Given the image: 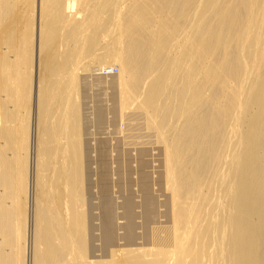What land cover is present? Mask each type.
Masks as SVG:
<instances>
[{"label":"bare ground","instance_id":"bare-ground-1","mask_svg":"<svg viewBox=\"0 0 264 264\" xmlns=\"http://www.w3.org/2000/svg\"><path fill=\"white\" fill-rule=\"evenodd\" d=\"M122 2L104 0L102 6L98 0H40V48L43 39L53 47L37 85L29 263L264 264V0ZM75 5L77 13L85 12L82 19L69 14ZM123 6L127 11L120 16ZM105 7L114 12L117 31L99 56L120 65V111L132 105L143 111L164 144L172 224L165 230L168 236L157 227L147 238L145 224L157 213L154 197L147 194L139 247L133 239L135 203L128 198L125 243L117 245L119 216L107 197L99 229L111 248L96 260L89 232L97 226L88 220L82 189V143L73 100L77 72L85 64L71 50L63 60L64 54H57L60 46L54 45L90 30L88 46L81 42L83 53L96 48L109 27ZM63 31L72 36L64 42ZM29 49H15L10 57L4 49L0 52V264L27 260L31 177L24 167L27 134L19 112L36 87ZM105 65L96 70L112 69Z\"/></svg>","mask_w":264,"mask_h":264},{"label":"rangeland","instance_id":"rangeland-1","mask_svg":"<svg viewBox=\"0 0 264 264\" xmlns=\"http://www.w3.org/2000/svg\"><path fill=\"white\" fill-rule=\"evenodd\" d=\"M99 1L100 4L104 6V4L101 3L104 0H98V2ZM127 1L128 0H124V2H122L123 5H126ZM76 6L77 5L73 6L71 11L70 9H68V12L70 11L69 14L71 13L79 20L84 17L85 12L77 13L78 6ZM39 7L40 0H0V47H3H1L0 52L4 49L3 52H5L8 56H15L17 54L15 49L21 52L22 49H25L26 51V49L28 50V48H31L33 51L29 49L31 50V54L29 51V55H31L32 60H34H31L33 66V69L31 66V70H33L31 72V75H33V77L31 76V79L35 78L34 81H36L35 83L33 82V80L31 81V86L33 87V85L35 84L36 87H34L35 89L31 88V92L33 93H31V96H29L28 99L26 97L24 98V101L26 100V102L23 103V108L20 109L19 112L21 117H24L23 127L27 134V142H25L26 155L24 157V167L27 172L28 170H30L29 177H31L29 178L31 179L29 180V182H31V189H28L31 192L28 191L30 195H28L27 197L31 200L29 199L30 203L27 201L29 203H27V206L29 205L27 209V211L29 210L27 213V217H29L26 219V221L28 220L26 226L28 225L29 228L25 226V230L28 228V232L26 230L25 234V242H27V245L25 244V257L27 258L25 264H30V253H32V230H34V207L32 206L34 205L32 204V170L34 166L33 142H35L33 137L36 136V132L38 131V126H36L38 125V120L36 121V118L39 116L37 105V85L38 80H40V78H42L44 74L43 63L45 61V58L47 55H49L48 51L50 47H53L49 46L48 48V45L50 44H45L43 42V39L41 40L42 48H40V35L44 20L42 19L43 17L41 18ZM73 11H76L77 15H79L80 18L77 17V15H74ZM105 11V16H107V19L109 21V27L104 31L103 35L100 34L102 36L99 37V40L101 38V44H99L96 48L89 50V52H87L86 54L83 53L82 48H85L83 47V45L86 44L84 46H88L87 39L88 32L90 30L86 34L83 33L82 36L83 38L85 37V39H83L79 33H75L78 37H76V35L74 34L75 36H71V38L69 34H66V32L64 33L63 31L64 37L65 34L66 37L64 38V40H62V42L67 40V35L68 38L71 39H68L69 42L67 40V44L55 42L56 46L54 45V47H57V45L60 46V48L57 47L60 50H58L57 54H64L61 55L63 60V57L66 56L67 53L69 54L71 50L75 53L77 52V54H80V60H83L82 62L83 64H85V67L81 66L83 69L80 68L81 71L78 70L77 72L78 74L75 83V90L73 91V100H75L77 105L76 111L79 124L78 128L82 143V189H85L86 199L88 201L86 204V210L90 215L88 220L89 222L91 220L90 223H92L94 226H97V228L93 227L89 232V247L91 246L92 248L91 258L96 260H100L101 255H103L104 253L106 254L108 251H110L111 248L110 246L106 247V245L104 244V236L102 239L100 238L102 231H100L101 229H99V223L102 222L104 226L106 215L105 212L101 211L100 207L102 206V203L105 202L107 197L112 198L114 202V209L116 213L118 212L117 216H119L116 218L117 221L115 220L117 226V245H124L125 243L123 237L126 233L125 224L127 223V220L123 216L125 211L123 208L126 200L132 199L135 203L134 220L136 224V237H133V239H135L139 247H141L140 245L143 240V220L144 218H146V215L143 217V208L141 204L145 201L147 194L154 197L157 208V213L154 221H152L151 224H145L148 226V231H150V235L147 236V238L150 237L151 239V231L153 230L152 228L157 227L162 228H160L161 236H168L169 233L167 234L165 230L170 228L172 224L170 203L171 195L166 188L164 179V144L162 143V141H160V138L158 139V133L156 132V130L148 125L147 118L143 111H138L139 109H136V106L134 105H132L130 109L128 108L126 111L124 110V113L120 111V105H118L120 104L119 102L121 99L118 87V78L121 71L120 65L117 62H106L105 59L99 56V54L105 51L103 48L104 44L110 42L116 36L117 31L116 27L113 29L116 23L114 20H112L114 12L108 11L106 7ZM118 11V15L123 16L127 11V7L123 6V8ZM29 16L31 17L30 20L28 19ZM65 27H67V25ZM70 27L68 26L67 30ZM64 28L63 30H66V28ZM68 32L69 31H67V33ZM29 35H31L30 38ZM74 38H76V40ZM2 40L5 42V44L4 42H2ZM81 42L82 44H84L82 45ZM42 44H45V46L47 47L45 48V46H43ZM6 48H8V50ZM78 51H81V53H79ZM101 62L106 63L105 66L111 65L112 69H109H111L112 71L109 72V69L103 71L96 70V68H99L100 64H102ZM107 70L109 73L107 72ZM11 104H13V102ZM140 113L142 114L140 115ZM34 129L35 135L33 134ZM71 170L72 168H70L68 172H70ZM31 208L33 209L31 210ZM120 213H122V215ZM124 221L126 223H124ZM31 223H33V226L31 225ZM162 233L165 234L163 235ZM91 234L95 237L93 238Z\"/></svg>","mask_w":264,"mask_h":264}]
</instances>
